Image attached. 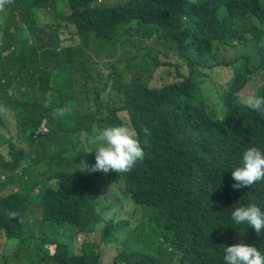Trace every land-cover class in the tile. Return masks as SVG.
<instances>
[{
	"label": "trees",
	"instance_id": "obj_1",
	"mask_svg": "<svg viewBox=\"0 0 264 264\" xmlns=\"http://www.w3.org/2000/svg\"><path fill=\"white\" fill-rule=\"evenodd\" d=\"M105 1L0 0V124L10 112L26 144L0 125V264H224L222 245L237 242L264 252V230L230 218L234 203L264 210V179L234 189L229 169L244 148L264 150V114L239 98L248 83L264 96V0ZM157 31L191 76L150 88L160 63L143 43ZM226 48L239 55L219 60ZM228 66L220 92L202 86L205 71ZM108 125L128 127L144 151L117 178L80 168ZM123 202L144 211L147 237L121 217Z\"/></svg>",
	"mask_w": 264,
	"mask_h": 264
},
{
	"label": "clouds",
	"instance_id": "obj_2",
	"mask_svg": "<svg viewBox=\"0 0 264 264\" xmlns=\"http://www.w3.org/2000/svg\"><path fill=\"white\" fill-rule=\"evenodd\" d=\"M243 102L249 109L264 114V96L248 95ZM89 144L92 147L88 151L94 150V163L90 166L80 164V168L85 171L107 173L113 170L125 173L144 157L139 139L124 125H108L97 129ZM229 169L234 181L232 188L253 185L264 179V150L256 146L244 148L237 163ZM230 218L237 225L250 227L257 235L264 230V210L255 203H234ZM222 246L224 264H264V252L257 247L243 242Z\"/></svg>",
	"mask_w": 264,
	"mask_h": 264
},
{
	"label": "rangeland",
	"instance_id": "obj_3",
	"mask_svg": "<svg viewBox=\"0 0 264 264\" xmlns=\"http://www.w3.org/2000/svg\"><path fill=\"white\" fill-rule=\"evenodd\" d=\"M116 0H107L105 1L107 4H113L115 3ZM60 8L59 13L62 12V8ZM0 12H2V9H0ZM145 28V27H143ZM261 36L262 38L259 40V43H263L264 42V32H261ZM136 38V37H135ZM162 42V37L159 33V31H157V36L155 38V40H146L143 45L144 46H149L154 48L153 49V54L155 56V59L160 63L159 67L155 69V73L153 75V78L150 81V88H155V87H161L165 84H170L176 81H180V80H184L188 77L191 76V70L189 69L188 65L184 62V60L180 59L178 54L175 53V51H171V50H167L163 47L160 46ZM239 55V50L237 48H226V49H221L220 53L218 54V59L219 60H226V61H232L234 60L237 56ZM169 61V64L167 66H164V63H167ZM233 76V71L232 68L230 66L228 67H220L215 69L214 71L211 72H207L205 71V76H204V80L202 83V86H205L207 88H217L218 91L220 92L221 89L224 87V85L226 84V82L232 78ZM257 87L260 89L261 88V84L260 83H248L247 85L244 86V88L239 92V98H241L243 101L245 99V97H247L248 95H252L253 93H255L257 91ZM5 117V123H2L0 125H2L4 127V135H6L7 137H13L15 138V141L17 142V144H20L22 147L25 146L26 144H24V142H21L22 136L18 135V133L16 132V119L14 117H12V115ZM45 123L43 122V128ZM0 126V127H2ZM46 133V128L44 129V134ZM41 134V135H44ZM40 136V135H39ZM86 144H88V141L86 142ZM28 146V145H27ZM59 147L60 145H57L56 147H54L53 150V154H51L50 152V157L57 158V153L59 151ZM27 151H30V147L28 146V148H25ZM63 150L64 154L66 157H68L69 155H67V150L65 152L64 149ZM38 152V151H37ZM36 152V154H37ZM35 154V155H36ZM90 157L91 159H93V163H94V150H91L90 152ZM5 155L8 158V151L5 152ZM84 155H74V159L72 161H69V164H78L80 162V159H82ZM52 168H55V163L52 164ZM115 172V171H114ZM118 176V172L112 173L111 177L113 178H117ZM40 178V177H38ZM47 186V185H46ZM45 185H41V186H37V192L40 190H44ZM16 191V190H15ZM19 193V192H18ZM17 194V193H16ZM121 206V205H120ZM121 209V217L125 218L128 217L130 218V220L134 223V225L141 223L142 221L145 222L144 217L146 216V214H144V211H135V209L132 207V204L129 202H123L122 206L120 207ZM134 214V216H133ZM142 230L140 231L142 233V235L144 237H147L148 233L146 232L147 226L146 224H142ZM26 229L29 231L30 235H33L34 237H40L42 235L44 226L41 225L39 223L38 220H36V214L35 213H29L28 219H27V225H26ZM72 236V233L66 232L64 235V239L67 240ZM54 237L58 238L59 237L56 235V233L54 232ZM79 241H75L73 238V243L76 245ZM53 247L51 248H47L44 249L45 251H53ZM107 250V255H109V248L106 249ZM5 251V243H3L2 245H0V253H3ZM34 261H36V259L34 258Z\"/></svg>",
	"mask_w": 264,
	"mask_h": 264
}]
</instances>
